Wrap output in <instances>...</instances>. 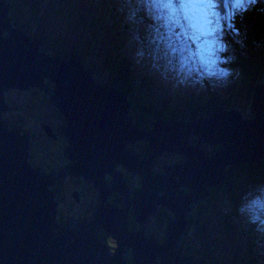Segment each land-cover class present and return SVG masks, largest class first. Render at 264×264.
<instances>
[{"label":"water","instance_id":"1","mask_svg":"<svg viewBox=\"0 0 264 264\" xmlns=\"http://www.w3.org/2000/svg\"><path fill=\"white\" fill-rule=\"evenodd\" d=\"M8 8L6 0H0V261L127 264L123 255L130 250L131 264H207L186 256L180 247L189 226L186 216L218 187L229 167L262 171L264 85L253 86L249 120L232 109L192 121L160 119L146 130L136 125L125 96L113 87V77L108 78L110 84L99 85L78 56L63 60L40 52L43 46L28 39L24 28L9 26ZM31 89L45 94L66 118L62 134L68 147L63 156L72 163L70 168L44 173L34 167L29 161V134H21L3 119L10 111L5 93ZM138 143H147L151 151L144 161L127 150ZM204 145L220 150L207 156ZM165 154L183 161L154 174L157 159ZM118 166L140 178L138 190L128 186ZM67 175L90 183L99 195L100 204L84 221H57L50 188ZM114 194L123 199L122 208L109 203ZM131 208L141 227L138 231L128 226ZM159 208L172 216L162 242L148 235L147 228ZM101 230L116 244L112 253L96 238Z\"/></svg>","mask_w":264,"mask_h":264},{"label":"clouds","instance_id":"2","mask_svg":"<svg viewBox=\"0 0 264 264\" xmlns=\"http://www.w3.org/2000/svg\"><path fill=\"white\" fill-rule=\"evenodd\" d=\"M95 2L97 4L107 3L109 7L115 6L119 29L126 37L124 43H121L122 52L131 62L133 70L153 79L160 89L172 96L179 94L206 95L226 90L238 83L243 77L242 68L238 65L239 57L248 55L246 42L249 33L244 21L250 14L264 17V0H95ZM6 4L9 6L8 16L10 11L8 0H6ZM33 18L36 23L37 19ZM9 26L15 29L10 24V20ZM24 30L26 34V29ZM251 43L256 51H264V38L253 40ZM75 45H79V43ZM81 45L87 47L85 43ZM88 49L90 50L89 47ZM237 49H239V56ZM46 52L49 57H54L49 55L48 51ZM106 60L107 58L101 63L103 71H106L107 68L104 64L107 63ZM107 75L108 78L112 77ZM107 82L109 81L107 80ZM33 90L39 91L31 89L28 93L26 92L27 95L31 94L30 91ZM162 96L164 97V95ZM228 101L230 99L227 97L226 102ZM10 103L12 102H8L6 99V104L10 107L8 112L13 113ZM221 105L223 107L225 104ZM222 109L224 107L218 111ZM5 114H3V119L7 122L4 118ZM14 118H16L15 123L20 127H23L21 126L22 122L25 128L33 130L36 127L35 120L26 123L20 117L22 122L18 123L19 118ZM34 118L36 119V117ZM7 123L12 128H16L9 122ZM135 123L140 127L136 118ZM35 131L41 133L38 128L33 130V133ZM19 132L24 134L20 130ZM40 139H42V133ZM36 148L40 149L39 145ZM175 156L181 159L180 156ZM159 158L156 162V174H163L164 167L174 165L168 164L162 169L158 168ZM31 164L36 167L33 161ZM37 168L42 171L39 166ZM117 170L122 172L123 169L118 166ZM186 192L189 193V191ZM202 202L200 201L198 205ZM235 206L233 221L245 232L250 230L255 241L258 264H264V182L254 186L249 185L247 190L241 193L239 202ZM224 211L230 212L231 206L226 207ZM0 264H3V261H0Z\"/></svg>","mask_w":264,"mask_h":264},{"label":"trees","instance_id":"3","mask_svg":"<svg viewBox=\"0 0 264 264\" xmlns=\"http://www.w3.org/2000/svg\"><path fill=\"white\" fill-rule=\"evenodd\" d=\"M70 3H72V1L68 2V7L71 10ZM8 4L10 5L8 18L10 19V24L14 28L23 27L24 29H26L27 38L30 39L32 42H38L40 45H42L44 50L48 51L49 55L51 54L53 56H57L58 58H62L63 60L78 56L82 60L84 66L86 65L85 69L87 71L89 70L94 72L93 79L99 82V78H101L103 69L100 65H98V63L92 61V52L88 49V47L83 45H80L79 47H69L74 45L68 46L64 39H60L61 37L48 38V33L42 21L36 22L35 27H32V30H30L28 28L27 22H25L26 19H23L22 14L30 13L32 16L35 15V12L32 11L33 8L30 6L31 3H27V1L25 0H18V2L16 0H8ZM23 9L26 10V12L23 11ZM109 9L111 14V17H109L111 21L113 23L118 21L116 20L117 16H115L113 13L115 12V6L113 5L109 7ZM65 12L70 13L68 11ZM244 24L247 26L249 33V38L246 42L248 44V55L246 57H239L238 60V65L242 68L243 71V77L237 83L239 90L235 91V88L231 87V92L229 96L230 101L225 107L227 109L233 108L241 114L243 119L249 120L253 117V112L251 108L253 86L255 84L264 85V51H256L251 43L253 40H260L261 38H264V17H257L254 14H250L246 17ZM94 37H97V40H101L98 34H95ZM114 41H117V39H114ZM121 43L122 41L118 40L114 44V53H116L115 55L107 54V68L105 74H109L114 78V89L118 91V93H121L125 96V99L129 104V110L132 115L137 119V124L140 127L149 130V125L159 119H165L168 121L172 119H184L186 121L194 120L198 117L207 116L210 113L223 108L221 103L219 104V102L221 101L220 99L222 97L219 93L218 94L220 96H216L217 92H215V94L208 93L202 97H200L201 95H199L195 98L188 95L187 97L190 100L186 101L185 104L183 103V101H179L175 105H172L171 101L167 102L168 104H166L164 100L165 96L163 97L161 95L160 89L154 87V82L152 81V79L140 73L137 74L136 71L133 70L131 62L122 52L123 46L122 48L119 47ZM40 50H42V48ZM237 54L239 56V49H237ZM233 66L235 67L236 65ZM136 79H138V81H136ZM48 86L51 89L54 88L51 84H49ZM225 91L229 92L230 88L226 89ZM42 97L44 98V102L47 101L48 103H50L46 95H42ZM188 103L192 104L193 106H197L198 108L190 110L189 113H187L186 115L180 114L179 116V112L183 111V109ZM51 106L53 107V109H55L54 111L56 112L57 116L55 124H59V126H57L56 128V131L59 133L60 138L58 146L56 145L59 148V157L55 159V161L60 160L61 165L64 166L62 170H65L67 168H70L72 165V163L63 156L65 148L68 147L67 139L62 134L63 128L67 125V121L64 115H62L53 105ZM196 141L197 140L195 138H190V142L192 144H195ZM131 146L132 145H129L127 147V150L134 154L136 157H138L140 160L144 161L150 157L151 151L149 150V146L147 143H138L136 148H134L135 150ZM206 147L207 146H205L204 149L206 151L207 156H211L212 152L220 150V147ZM176 159L177 160L169 162L167 161L163 164H159L158 168H163L165 165L168 164H177L182 161V159L180 158L176 157ZM263 164H261L262 171L260 172L251 171L244 167L228 168L223 174L222 181L220 182L218 187L209 191L210 196L206 200L207 203L202 202L199 205L193 207L190 214L186 216V222L189 225L187 228L189 234L186 238H184L183 243L181 242L182 245L180 246L186 256L196 254L197 256H201V258L205 259L207 264H258V260L253 259L255 255L251 258V260L245 261L244 258H238L235 253V255H226L227 253L225 252V246H221V244L217 245L214 242H211L209 240L211 237L210 233L208 232V218L218 213L221 216L219 219L221 223L225 226L227 232L236 233V231H238L240 235L245 238V241L247 242L246 245L248 247L254 245V237L250 234V230L249 232H245L236 223H234V205L239 202V196L244 191L240 187V181H245L246 184L248 181L249 185L253 186L257 183H261V181L264 182ZM123 172L127 180L128 186L133 191L138 190L141 186L139 184L140 182L138 183L137 180H134L129 173L122 170V173ZM153 173L156 174V170H154ZM259 175H261L262 178ZM67 176L71 180L70 184L72 186H70V188H75V184H78L75 182L82 181V179L77 178L75 176ZM257 176L259 177L257 178ZM244 177H247L248 179L246 180V178ZM107 180L110 181V177H108ZM83 181L87 183L85 180ZM51 191L56 201L60 200L61 192L52 188ZM86 195V205L89 206L90 210V212L86 214L92 215L95 212L97 206L100 204L99 195L97 194V199L91 194L89 195L87 193ZM120 198V196L116 197L112 195L108 201L114 207L122 208L123 205H121ZM226 201L227 203L230 202L231 204V211L227 213L224 211V209L227 207ZM72 205L74 204H65L64 211L62 212L63 216L61 217L63 222H66V220H68L70 217L76 215L80 210ZM80 214L84 215L83 211ZM129 214L130 215L127 222L130 230H140V225L136 222L134 216L132 215V208L130 209ZM171 219V214L162 208H160L158 213L155 214L152 225L156 226L157 224V226H159V228L161 229V232L163 229L165 230L162 233L163 239H157L159 242H162V240H164L166 228L170 223ZM58 223L60 222L58 221ZM155 233L156 232L151 230L150 227L148 234H152L157 238L158 235H155ZM192 236H197L199 238V241L202 244L201 251L195 252L194 250H192V245L190 243ZM96 238L101 241L111 253L114 251L116 244L114 240L105 231L101 230L97 232ZM200 238L204 240L201 241ZM214 251H219L218 253H220V255L215 254ZM221 254H224L225 256L223 255V257H221ZM196 255L194 256L196 257ZM123 259L125 260V262H127V264H131L132 252L130 250H126V253L123 255Z\"/></svg>","mask_w":264,"mask_h":264},{"label":"rangeland","instance_id":"4","mask_svg":"<svg viewBox=\"0 0 264 264\" xmlns=\"http://www.w3.org/2000/svg\"><path fill=\"white\" fill-rule=\"evenodd\" d=\"M16 1L18 2V0ZM25 1H27V3L29 2L31 3L30 6L33 8L32 11L35 12L34 13L35 15L33 16L30 13H26L28 15L22 14V17L23 19H26L25 22H27L28 28L30 30H32V27H35V19L33 18L35 17L37 19V22L42 21L44 23L46 31L48 33V38L61 37L60 39H64L67 44L69 43L68 46L79 43V45L69 46V47H79L81 44L84 43L87 44V47H89L90 51L92 52V56H93L91 57L92 61L98 63L101 67H102L101 63L105 61V59L107 58V54H111V55L116 54L114 53L115 50L114 44L120 39H122V42L124 43L126 39L125 34L122 33L119 29L118 21L114 23L111 21V23H109V20H111L110 19L111 14L107 3L97 4L95 0H25ZM69 1H72V3H70L71 10L68 7ZM23 11L26 12V10L24 9ZM65 11H68L70 13H67ZM113 13L115 15V12ZM95 34H98L101 40H97V37H94ZM114 39H117V41H114ZM119 47L122 48V45H119ZM40 51L44 54H47V52L44 51L43 49ZM70 59H72V57L66 60H70ZM104 64L106 65V63ZM105 72L106 71L102 70V75L101 78H99V82H98L100 85H104L108 83L107 82L108 75L106 74L104 75ZM136 73L138 74V72ZM136 81H138V79H136ZM152 81L154 82L153 84L154 87L160 89L153 79ZM237 85L238 84L236 83L233 84L231 87L235 88V91L239 90V87ZM224 91L225 90L220 91L222 98L220 99L221 101L219 102V104L221 103L227 105L229 101L226 103V98L228 97L229 94H227V92ZM18 92L19 91L16 90H10L5 93V97L8 100V102H12L16 109V111L13 113L7 112L5 114L6 117L11 118L12 120H16V118L14 117H18V118L22 117L26 123L36 120L35 123L36 127L38 122L41 123L46 121V122H50L51 124L54 123L53 117H55L54 116L55 109H53L51 104L48 103L47 101L44 102V98L42 97L40 91H36V90L30 91L31 94L29 95H27L28 92L27 93L26 92L18 93ZM160 93L165 96L164 100L166 104H168L167 102H169L168 100L170 99L172 105L177 104L179 101H183V103L185 104L187 101V96L188 95L191 96V94H179L172 96L162 89H160ZM239 103H240V99H239ZM34 117H36V119ZM21 126L25 127L23 122L21 123ZM33 130H36V128H34ZM34 134L40 140L39 141L40 149H36L35 151L33 150L32 153V155L34 156L33 164L36 167L39 166L43 170L44 168H46V165L51 166L53 164V160L56 159L55 151H58V149L57 148L54 149L56 145H48L43 139H40L41 133L35 131ZM136 146L137 144L132 145L131 147L134 149L136 148ZM206 148H208V146ZM176 157L177 156L175 155L165 154L164 156L159 158L158 163L163 164L167 161L168 162L174 161L177 160ZM154 170H156V167ZM244 178H246V180L248 179L247 177ZM64 181H67V179H65ZM64 181H62V186L64 187L66 193L67 188H69L70 185L68 182H64ZM248 186H249L248 181L247 184L245 181L243 182L240 181V187L242 190L244 191L247 190ZM86 199L87 197L83 199V204L81 205L82 207H85L84 204L86 205V201H87ZM203 202L207 203L206 200ZM67 203H72L70 198H66L64 204ZM229 206H231L230 202L227 203V207ZM234 207L236 206L234 205ZM81 212L82 210H79L77 214L79 215ZM218 215L219 214L217 213L214 216L208 218L209 221L208 232L210 233V237H211L209 240L217 245L221 244V246H225L226 247L225 252L227 253L226 255L234 254L233 252H235L238 258H244L245 261H249L250 254L245 253L244 251V248L247 243L245 241V238L242 235H240L238 231H236V233L227 232L225 226L221 223L219 219L221 216ZM153 218H151V220L147 224L148 233H149V227H151V230L156 232L155 235H158L157 238L155 236L154 237L156 239H163L162 233L165 230L163 229L161 232V229L159 228V226H157V224L156 226L152 225ZM188 234L189 232L187 233V235L184 236V238H186ZM236 234L237 236H235ZM234 236L236 240H233ZM200 240L202 241L204 239L200 238ZM190 243L192 245V250H194L195 252L196 251L199 252L202 250L201 249L202 244L197 236H192ZM214 252L215 254L220 255V253H218L219 251H214ZM223 255L224 254H221V257H223ZM195 259L196 260L201 259V256L196 255ZM253 259L258 260L256 255Z\"/></svg>","mask_w":264,"mask_h":264},{"label":"flooded vegetation","instance_id":"5","mask_svg":"<svg viewBox=\"0 0 264 264\" xmlns=\"http://www.w3.org/2000/svg\"><path fill=\"white\" fill-rule=\"evenodd\" d=\"M43 95V94H41ZM10 106H11V110L12 112L15 111V107L13 106L12 103H10ZM54 116L53 117V121L54 123L51 124L50 122H38L37 123V127H34L35 128H38L41 133H42V139H44L48 144L52 145H57L58 146V142L60 141V138H59V133L56 131V128L57 126H59V124H55V120H57V116H56V112H54ZM6 119L7 122H9L11 125H13V127H16L18 130H20L21 132L23 133H29L30 134V152H31V155H30V160L29 161H33L34 159V156L32 155L33 153V150H34V147L39 145V139L34 135L33 133V130L32 129H28V128H25V127H20L18 126L14 120H12L11 118L9 117H4ZM22 122L21 119L19 118L18 119V123ZM36 123V120L34 121ZM45 125H48L49 128H47V131L44 129V126ZM58 149V147H57ZM59 151V149H58ZM57 159V158H56ZM67 166V164H66ZM64 166L61 165L60 163V160L58 161H55V159L53 160V165L52 166H48L46 165V168H44L42 170V172L44 173H48L50 170L52 169H60L62 170ZM50 168V169H49ZM49 169V170H48ZM134 180H137V182L139 183L140 180L138 177H134V176H131ZM66 179H69L68 176H66ZM65 182H68L70 186H72L70 184L71 180H67ZM75 183H78V184H75V188H67V192L65 193V189L64 187L62 186V182L58 181L53 187H51L52 189L54 190H57L59 192H61V197H60V200H57L56 199L54 200L56 203H57V210H58V213H57V220L60 222V223H65L63 222V220L61 219V217L63 216V211H64V207H65V204H64V198L66 200V198H70L72 203L74 205L75 208L77 207L78 209L82 210L84 215H81V214H76L72 217H70L71 220H73L74 222H81V221H84L86 220L87 218H89L91 216V214H86L88 212H90L89 210V206L88 205H85V207H82L81 205L83 204V199H85V197H87V193L90 195H93L96 199H97V192L94 190L93 186L90 184V183H85L83 180L82 181H77ZM74 184V183H73ZM140 184V183H139ZM50 188V189H51ZM63 191H64V196H63ZM77 197V200L74 199V197ZM116 197H118L119 195H114ZM121 199V205H123V200L122 198ZM150 228V227H149Z\"/></svg>","mask_w":264,"mask_h":264},{"label":"bare ground","instance_id":"6","mask_svg":"<svg viewBox=\"0 0 264 264\" xmlns=\"http://www.w3.org/2000/svg\"><path fill=\"white\" fill-rule=\"evenodd\" d=\"M44 50V49H43ZM45 51V50H44ZM72 58H74V57H72ZM108 84H110V83H107V84H104V85H108ZM113 87H115V83H113ZM65 125V124H64ZM150 126V125H149Z\"/></svg>","mask_w":264,"mask_h":264}]
</instances>
